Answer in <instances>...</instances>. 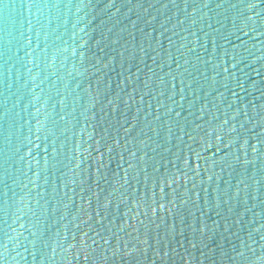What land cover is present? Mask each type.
Masks as SVG:
<instances>
[{
	"label": "water",
	"instance_id": "obj_1",
	"mask_svg": "<svg viewBox=\"0 0 264 264\" xmlns=\"http://www.w3.org/2000/svg\"><path fill=\"white\" fill-rule=\"evenodd\" d=\"M0 264H264V0H0Z\"/></svg>",
	"mask_w": 264,
	"mask_h": 264
}]
</instances>
